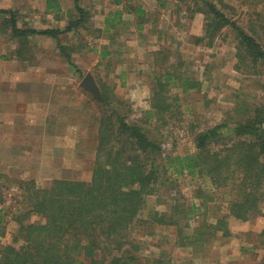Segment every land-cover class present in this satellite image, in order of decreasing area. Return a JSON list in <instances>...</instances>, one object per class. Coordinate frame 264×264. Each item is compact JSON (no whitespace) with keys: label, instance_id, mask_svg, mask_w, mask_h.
<instances>
[{"label":"rangeland","instance_id":"obj_1","mask_svg":"<svg viewBox=\"0 0 264 264\" xmlns=\"http://www.w3.org/2000/svg\"><path fill=\"white\" fill-rule=\"evenodd\" d=\"M47 1L0 0L3 44L14 47L16 53L22 52L21 57L32 66L31 73H44L40 69L55 73L49 76V85L52 82L55 87L51 91H57V101L52 100L48 87L45 105L42 102L40 106L27 105V111L32 113L31 137L39 132V122L46 130L48 141L41 146L42 155L37 157L39 143L33 142L32 148L26 143L29 149L24 153L33 156L31 159L0 158V225L5 229L0 245L14 237L18 228L15 218L25 214V223L43 221L41 216L27 213L21 182L34 180L38 188H44L56 179L91 180L103 114L114 111L130 123L141 125L151 138L159 141L164 158L193 154L200 132L224 122L232 125L237 114L231 109L238 101L264 109L262 63L260 71L255 72L236 67L237 37L231 27L223 28L210 44L208 39L196 43V38L204 36L206 22L202 13L192 9L191 2L79 0L85 10L81 16L85 24L66 31L65 26L80 14L44 12ZM213 1L240 27L249 30L252 26L260 31L263 0ZM12 17L21 29L60 32L53 37L28 34L25 41L5 29L4 21ZM138 19L142 20L140 29ZM63 51L69 54L70 61ZM167 70L171 73H166ZM87 74L94 78L101 99L80 86ZM168 74L174 80L166 88L177 104L163 119L156 116L147 119L157 78L163 79ZM187 80L199 85L183 92L181 83ZM102 93L111 100L106 106L102 103ZM116 118L114 115V122ZM222 131L217 137L220 144L214 142L211 147H220L229 140L231 133L227 128ZM20 142L16 153L18 150L22 153ZM157 162L165 167L164 174L138 216L147 222L136 221L129 233L139 251L133 252L127 247V252L144 264H264V247L259 238L264 218L260 215H252L245 222L229 219L231 234L222 236L209 231L214 235L198 252L175 245L178 235L191 234L203 220L214 223L226 217L228 200L233 193L213 187L207 178L191 176L185 170L179 172L177 161ZM42 169L45 171L40 173ZM199 188L206 195L205 200L212 199L207 209L201 206L203 198L196 197ZM176 202L186 207H201L200 213L187 221V226L184 223L179 227L156 226L151 221L155 211H169Z\"/></svg>","mask_w":264,"mask_h":264},{"label":"trees","instance_id":"obj_2","mask_svg":"<svg viewBox=\"0 0 264 264\" xmlns=\"http://www.w3.org/2000/svg\"><path fill=\"white\" fill-rule=\"evenodd\" d=\"M174 1L191 2L192 9L204 15V36L196 38V43L208 39L210 44L223 28L231 27L237 37L236 67L250 68L253 72L259 70L260 63L264 67V14H259L263 20L260 31L252 26L246 30L232 21L213 0ZM161 5L165 6L164 3ZM75 8L80 17L71 21L66 31L85 24L81 17L85 10L79 0H75ZM4 22L5 29L25 41L28 34L53 37L60 32L57 29H21L14 17ZM139 27H142L141 23ZM65 54L70 61L69 54ZM166 73L171 72L167 70ZM172 76L157 78L147 119L156 116L161 120L176 106L166 88L174 78ZM181 85L182 91L188 92L199 82L187 80ZM110 102L109 96L102 93L103 105ZM231 111L237 114L233 124L224 122L200 132L193 154L164 158L159 141L151 138L141 125L130 123L114 111L103 114L89 182L56 179L44 188H38L34 180L21 182L27 213L41 216L43 221L25 223V214L22 218H15L18 228L9 243L0 245V264H86V261L90 264H144L138 262L133 253L127 252V247L133 252L139 251L137 242L129 238V233L136 221L140 224L147 222L138 216L145 208L147 198L156 192L158 181L164 174L165 167L157 160L165 164L177 161L179 172L185 170L191 176L207 178L213 187L233 193L228 200L226 217L214 223L203 220L191 234L178 235L175 245L198 252L214 235L209 231L222 236L231 234L229 219L245 222L252 215L264 218V109L238 101ZM114 115L117 117L115 122ZM225 128L231 133L229 140L220 147H211L214 142L220 144L217 137ZM196 197L203 198L201 206L206 209L208 202L212 201L211 198L205 200L206 195L200 188ZM200 208L176 202L169 211H155L151 221L156 226L179 227L180 223L187 226V221L199 214ZM4 233L5 229L0 225V237ZM259 238L264 247V229Z\"/></svg>","mask_w":264,"mask_h":264},{"label":"crops","instance_id":"obj_3","mask_svg":"<svg viewBox=\"0 0 264 264\" xmlns=\"http://www.w3.org/2000/svg\"><path fill=\"white\" fill-rule=\"evenodd\" d=\"M67 3H70L71 6L66 7L65 4ZM45 7L44 12H52L57 15L60 12L75 14L76 11L75 0H48ZM137 23L139 26L141 21L139 20ZM2 41L0 34V158L22 157L24 160L31 159L33 156L24 153L25 150L29 149L26 143H29L30 146L33 142L39 143V147L36 146L39 149L37 155L39 157L43 151L41 146L48 141V137L40 122L39 132L31 137L30 133L33 129L31 123L32 113L27 111V105L40 106L42 103L45 105L48 101L46 92L48 87V93H50L52 100L56 98L57 91H51V88H54L55 85L52 82L49 85V76L55 73H47L44 69H40L44 73H31L33 71L32 66L28 65L25 59L21 57L22 52L17 51L16 53L14 47L3 44ZM39 66H42V63ZM55 101H57V98ZM42 131H44L43 134ZM55 139L58 138L55 137ZM18 142H20L22 153L19 150L16 153V149L19 148ZM30 148L32 147L30 146ZM47 156L48 154L44 157ZM39 171L43 173L45 169Z\"/></svg>","mask_w":264,"mask_h":264},{"label":"water","instance_id":"obj_4","mask_svg":"<svg viewBox=\"0 0 264 264\" xmlns=\"http://www.w3.org/2000/svg\"><path fill=\"white\" fill-rule=\"evenodd\" d=\"M80 86L93 94V96L96 98V99H101V96H100V91H99V88L97 87L96 85V82L94 80V78L91 76V74H87L83 80L81 81V84Z\"/></svg>","mask_w":264,"mask_h":264}]
</instances>
